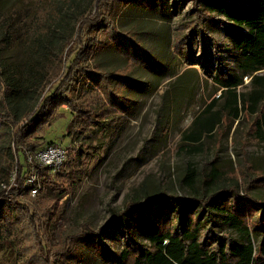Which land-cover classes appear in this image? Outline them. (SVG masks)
<instances>
[{
    "label": "rangeland",
    "instance_id": "374dc122",
    "mask_svg": "<svg viewBox=\"0 0 264 264\" xmlns=\"http://www.w3.org/2000/svg\"><path fill=\"white\" fill-rule=\"evenodd\" d=\"M68 1L65 0L66 6L73 7L80 17L93 14L98 4L97 0ZM37 2L0 0V32L5 29L1 27L5 20H11L15 29V37L8 44L0 38V70L6 65L16 66L21 73L35 78L36 92L27 100L31 109L53 91L64 74L66 61L77 49L74 17L67 25L65 39L52 45V51L46 53L31 46L27 31ZM105 4L100 1L99 9L105 14L107 28L87 30L97 44L105 45L96 48L87 63L93 73H122L130 80L115 86L122 96L123 111L109 104L85 76L76 74L68 96L77 103L87 100L89 109L107 107L114 112L103 116L99 123L83 121L69 133L72 113L62 106L51 123L38 130L36 148L54 144L64 149L58 171L65 175L56 177L55 182L60 188H67V194L55 205L58 190H49L41 181L34 196L14 192L23 204L11 200L8 206L14 216L19 211L20 221L16 230H9L0 222V264L43 263L37 258L39 252L31 231L27 224L24 226L28 213L25 207L31 199H39L51 214L40 232L48 248H61L66 237L77 233L83 224H87L95 239V248L77 242V261L56 256L57 264H116L118 255L128 246L126 232L140 246L139 250L149 246L148 222L143 218L147 209L129 204L134 200L143 203L147 195L170 196L178 207H171L178 219L185 211L196 212L204 230L211 229L219 235L229 231L236 239L241 238L240 234L219 218L220 211H224L219 202L211 200L204 210L195 199H206L212 191L225 187L259 203L250 221H257L259 211H264V140L255 138L254 115L243 114L238 120L223 118L216 131L201 141L203 149L198 153L179 148L182 134L220 94L215 80L218 66L239 71V49L232 42L229 28L221 23L230 21L218 13L207 16L202 11V0H122L115 5L117 11L111 15L112 20L108 15L112 7ZM113 27L116 35L111 31ZM114 35L119 38L117 49ZM124 40L140 47L137 61ZM33 50H39V55L29 58ZM259 74H264V69ZM248 81L244 77L243 84ZM112 82L107 89L111 93L115 91ZM238 90L247 91L249 87ZM222 101L217 98L213 110ZM8 149L0 153V191L15 186L14 152L12 146L10 153ZM213 169L217 176L211 179L208 174ZM46 171L50 176L56 174ZM251 241L255 249L263 243V227L251 232ZM141 254L139 264H146Z\"/></svg>",
    "mask_w": 264,
    "mask_h": 264
},
{
    "label": "trees",
    "instance_id": "16d2710c",
    "mask_svg": "<svg viewBox=\"0 0 264 264\" xmlns=\"http://www.w3.org/2000/svg\"><path fill=\"white\" fill-rule=\"evenodd\" d=\"M37 1L34 20L27 31L31 46L40 48L46 53L52 51L54 48L52 45L57 46L60 40L65 39L67 25L70 18L74 17L76 21L74 40L77 49L73 57L66 61L64 74L59 78L53 91L42 97L34 109L29 108L27 100L36 92L35 78L27 72L21 73L16 66L6 65L3 66L2 72L0 70V153H4L6 147L9 148L10 153L12 146L15 159V186L0 191V222L9 230H16L18 227L20 213L16 210L14 216L8 203L13 200L16 204H23L18 201L14 192L25 194L29 190L24 184L27 173L24 152L33 151L38 146L35 143L38 130L45 124L49 125L51 118L62 106H66L72 113L68 127L69 133L74 126L83 121L94 120L93 122L99 123L103 116L114 112L107 107L89 109L90 102L87 100L77 103L72 96H68L76 74L81 73L90 80L101 94L106 96L109 104L117 110L123 109V102L115 86H122L130 81L122 73L109 71L93 73L89 69L88 57L95 52L96 48L99 49L105 45L97 44L95 39L87 34L88 29L97 32L107 28L105 14L99 9V2L103 0H97L98 4L94 13L85 17L77 16L72 10L73 7L66 6L65 0ZM71 1L73 0L68 1L69 4ZM104 1L110 4V8L112 7L108 14L111 19V15L117 11L116 3L122 0ZM202 4V11L207 16L218 13L230 21V23H225L221 20V23L229 28L232 42L239 49V71L228 70L222 65L218 66L215 80L220 94L195 117L190 130L182 134V144L179 148L187 153L200 152L203 149L201 141L216 131L223 118L238 120L243 114L255 116L253 133L255 138L264 140V74H259L260 70L264 69V0H202ZM64 6H66V11L63 10ZM2 26L5 29L0 32V38L6 45L15 37V29L11 20L3 21ZM241 27H246V30H242ZM111 31L116 35L114 27ZM115 35L113 36L115 42H112L115 43L117 49L119 38ZM124 43L126 47L133 49L134 60L137 61L141 51L140 47L130 40H124ZM32 55L34 57L39 55V50H33L29 58ZM28 63L27 71L29 70ZM244 77L249 78L247 85L243 84ZM110 81L115 90L112 93L107 91ZM245 86L249 87V90H238L239 87ZM217 98L223 101L218 103V109L213 110ZM64 175L65 173L58 171L50 176L45 168H40L41 183L49 190L59 192L58 198L54 200L55 205L67 194V188L62 189L60 184L55 182L56 177L60 178ZM208 176L211 179L216 177V169H213ZM213 199L219 202V208L224 210L220 211L222 215L219 218L236 230L241 236L240 239L232 237L229 231L219 235L211 229L204 230L199 221V214L196 212L185 211L178 219L175 210L171 209L174 207L177 210L178 207L174 204L175 199L170 196L147 195L143 203L141 200H134L129 204L144 206L147 209L143 211V218L148 222L146 234L150 245L139 250L140 246L133 242L132 237L126 232L129 236L128 246L118 255L116 264H139L138 255L141 253L146 264H264V241L256 249L251 241V232L259 226L264 228V211H259L260 218L257 221H250L259 203L239 196L225 187L212 191L206 199L198 197L195 201L205 210ZM163 202H166L168 206ZM25 208L28 213L25 215L24 226L26 227L27 224L28 230L34 237L39 252L37 258L42 259L43 262L40 264H57L54 259L56 256L68 262L77 261L75 253L77 242H82L92 248L97 246L91 230L87 224H83L77 233L66 237L61 248H48L41 233L50 220V212L43 207L39 199H31ZM202 212L206 211L199 213ZM133 214L134 211L131 215Z\"/></svg>",
    "mask_w": 264,
    "mask_h": 264
},
{
    "label": "built area",
    "instance_id": "2783aa9c",
    "mask_svg": "<svg viewBox=\"0 0 264 264\" xmlns=\"http://www.w3.org/2000/svg\"><path fill=\"white\" fill-rule=\"evenodd\" d=\"M63 151L64 149L57 145L47 144L33 151L24 152L25 163L27 164L24 184L28 187L30 195L34 196L40 188V168L49 169L51 173L58 172L64 157Z\"/></svg>",
    "mask_w": 264,
    "mask_h": 264
}]
</instances>
